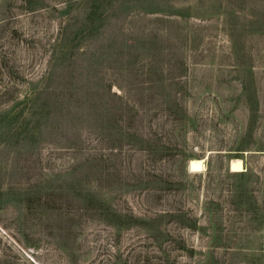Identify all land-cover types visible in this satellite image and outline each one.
Here are the masks:
<instances>
[{
  "label": "rangeland",
  "instance_id": "374dc122",
  "mask_svg": "<svg viewBox=\"0 0 264 264\" xmlns=\"http://www.w3.org/2000/svg\"><path fill=\"white\" fill-rule=\"evenodd\" d=\"M0 264H264V0H0Z\"/></svg>",
  "mask_w": 264,
  "mask_h": 264
},
{
  "label": "bare ground",
  "instance_id": "6f19581e",
  "mask_svg": "<svg viewBox=\"0 0 264 264\" xmlns=\"http://www.w3.org/2000/svg\"><path fill=\"white\" fill-rule=\"evenodd\" d=\"M190 172H202L206 170V159H192L189 162ZM230 169L232 172H242L245 170V164L242 159H233L230 162Z\"/></svg>",
  "mask_w": 264,
  "mask_h": 264
},
{
  "label": "trees",
  "instance_id": "16d2710c",
  "mask_svg": "<svg viewBox=\"0 0 264 264\" xmlns=\"http://www.w3.org/2000/svg\"><path fill=\"white\" fill-rule=\"evenodd\" d=\"M49 98H50V97H49ZM49 98H48V99H47L45 102H43V103H49V101H48V100H49Z\"/></svg>",
  "mask_w": 264,
  "mask_h": 264
}]
</instances>
